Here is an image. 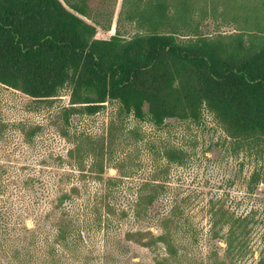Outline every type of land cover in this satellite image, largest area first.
I'll use <instances>...</instances> for the list:
<instances>
[{"label": "trees", "instance_id": "obj_1", "mask_svg": "<svg viewBox=\"0 0 264 264\" xmlns=\"http://www.w3.org/2000/svg\"><path fill=\"white\" fill-rule=\"evenodd\" d=\"M88 1L0 0V85L40 105L52 104L68 89L70 103L63 111L68 127L74 115L92 117L108 104L118 106L107 138L63 133L73 144L66 155L70 173H78L85 190L92 189L86 184L90 181L105 192H94L93 206L85 205L81 214L75 207L83 188L74 185L61 192L48 214L56 228L55 241L69 259L82 255L84 232L90 227L101 229L110 217H128L114 197L123 179L104 175L115 148L129 142L123 131L130 117L161 129L171 120L200 124L208 112L233 152L264 164V0H222L244 26L215 36L200 34L192 17L196 4L208 0H125L129 21L140 29L128 39L118 30L110 34L111 24L105 28L91 22ZM130 135L140 138L138 132ZM162 155L171 163L184 157L166 146ZM260 179L254 171L251 181ZM165 191L157 180L142 184L133 202V221L148 220ZM184 211L174 206L159 220V233L151 228L128 231L125 241L159 251L154 264H196L190 260L194 227ZM212 214L213 228L220 227L222 233L229 226L222 235L213 230V237L226 245L227 259L242 254L251 222L234 218L222 206H213ZM51 255L60 258L55 248Z\"/></svg>", "mask_w": 264, "mask_h": 264}, {"label": "rangeland", "instance_id": "obj_2", "mask_svg": "<svg viewBox=\"0 0 264 264\" xmlns=\"http://www.w3.org/2000/svg\"><path fill=\"white\" fill-rule=\"evenodd\" d=\"M126 4L125 0H89V20L105 28L111 24L110 34L118 30L128 39L140 29L129 21ZM237 16L235 10L226 8L224 1L208 0L196 4L192 17L200 34L215 36L238 32L244 22L236 20ZM69 101L68 89L52 104L40 105L0 85V264H154L159 251L126 242L125 234L145 228L159 233V220L179 205L194 227L192 262L260 264L264 260V164L257 165L244 153L233 152L229 138L208 112L200 124L171 120L161 129L132 117L124 121L123 132L129 142L115 148L116 154L107 163L104 178L123 179L121 186L115 188L114 197L117 207L128 217L117 215L110 217L111 222L101 229L90 227L84 232L85 245L80 258H67L64 246L55 241L56 228L47 217L62 191L74 185L83 188L85 182L77 172L72 174L68 169L66 155L73 144L63 133L71 138L74 135L107 138L118 110L116 104H108L92 117L74 115L68 127L63 111L69 107ZM36 128L39 130L30 134ZM132 132H138L140 138H133ZM165 146L182 151L183 160L169 162L162 155ZM256 170L261 179L254 183L251 175ZM154 180L165 186L166 191L149 211L148 220L134 222L131 217L138 188ZM86 184L92 189L83 188L81 198L76 201L75 208L82 209L81 214L86 213L85 205L93 206L94 192H102L103 187L90 181ZM215 205L222 206L234 218H247L251 222L244 252L230 259L225 243L213 237L214 229L221 235L229 229L226 226L221 233L220 227L213 228ZM87 213L89 217L90 211ZM52 248L58 251V261L51 255Z\"/></svg>", "mask_w": 264, "mask_h": 264}]
</instances>
